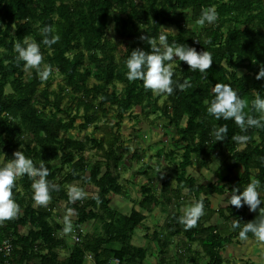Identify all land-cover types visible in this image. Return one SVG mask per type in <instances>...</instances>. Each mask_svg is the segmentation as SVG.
Instances as JSON below:
<instances>
[{
	"label": "trees",
	"instance_id": "obj_1",
	"mask_svg": "<svg viewBox=\"0 0 264 264\" xmlns=\"http://www.w3.org/2000/svg\"><path fill=\"white\" fill-rule=\"evenodd\" d=\"M209 6L219 13L215 25L201 31L186 27L187 19L196 22L202 8ZM47 24L54 25L60 36L51 46L43 43L41 33ZM110 26L112 31L107 35ZM167 26L177 29L176 35L167 34L169 44L184 43L213 55L206 78L186 62H178L171 95L145 88L142 80H129L125 63L136 48L151 51L150 40L159 43V35ZM26 37L40 43L45 66L51 65L61 77L56 90L50 91L51 81L41 80L37 69L26 79L28 68L17 60L15 51V44L23 43ZM261 67L264 0H0V156L7 162L21 150L37 165L42 159L53 185L50 202H64L65 209L74 212L72 227L77 232V240L71 245L56 236L62 228L57 226L56 230L50 224L52 209L33 207V181L25 174L13 188L20 205L18 215L0 222V249L5 242L11 245L9 256L0 252V264H108L111 260L118 264L144 263L148 253L131 244L132 236L145 221L144 213L150 215L160 197L141 187L140 212L131 209L129 215H121L110 207L111 197L123 192L117 177L120 153L125 150L120 145L119 131L133 108L146 115L159 112L167 119L168 127L175 131L173 144L182 150L177 181L186 185L194 201L203 200L205 207V214L194 227L180 223L176 211L160 231L144 238L157 244L160 255H164L172 239L182 236L188 243H199L207 258L205 264H229L222 258L224 247L245 240L239 236L240 229L231 228L232 222L246 223L264 215V205L254 212L247 205L236 208L228 204L232 190H243L253 178L260 180L259 191L264 199V128L250 127L243 133L234 120H217L207 107L214 98L215 83H228L248 101L245 111L254 114L251 102L256 91L264 96V78L256 79ZM240 70L246 75L239 77ZM90 79L95 84L90 86ZM185 79L191 87L181 90L178 85ZM116 85L122 86L120 93L108 90ZM159 96L165 98L162 106L157 104ZM67 97L74 103L72 112L63 105ZM106 105L116 114V123L97 126L108 115ZM77 121L82 124L76 125ZM225 125L228 130L224 140L216 141L213 130ZM91 127L101 135L99 140L66 137L72 130L85 132ZM237 134L250 137L242 151H238L241 144L234 140ZM88 148L95 150L101 161L87 171L82 155ZM216 150L227 153L222 161L225 175L221 177L217 172L219 183L197 185L187 177L186 169L193 158L201 167L218 160ZM237 169L242 171L239 176L233 175ZM75 182L92 185L98 192L89 199L73 201L65 186ZM225 194L226 208L212 210L209 199ZM214 215L228 223L230 230L205 227L203 221ZM90 222L101 225L100 234L83 233L82 226ZM20 227L28 229L25 236L19 235ZM254 237L249 232L247 239ZM60 252L67 255L61 258Z\"/></svg>",
	"mask_w": 264,
	"mask_h": 264
},
{
	"label": "rangeland",
	"instance_id": "obj_2",
	"mask_svg": "<svg viewBox=\"0 0 264 264\" xmlns=\"http://www.w3.org/2000/svg\"><path fill=\"white\" fill-rule=\"evenodd\" d=\"M185 25L187 28L196 31H201L208 27V25H199L196 22H192L190 19L185 21ZM111 31L112 26L108 28L107 35ZM162 31L172 36L177 33V29L174 26L164 27ZM119 44H122V42H119ZM178 62H180L178 59L171 62L174 68L177 67ZM44 66L45 62L43 61L41 68ZM33 69L35 68L26 70V79L31 77ZM237 74L241 77L246 75V72L240 70ZM48 79L52 83L50 91L56 90L57 85L62 82L61 77L57 75L56 71H52ZM93 84H95V81L90 79L89 85L91 86ZM43 87L44 85L40 89ZM108 90L110 92L115 91L116 93H120L122 86L116 85L114 89L109 87ZM6 91L8 92L9 89L6 88ZM164 101L165 98L159 96L157 99L158 106H162ZM63 105L71 108V112L74 109V103H71V98L67 97L63 101ZM104 109L108 111V115L105 119L98 122L97 126L115 124L116 114L112 110H109L107 105L104 106ZM46 114H48V111H46ZM58 118L61 119V116L58 115ZM78 124H82V121H77L76 125ZM119 134L120 145L125 148L120 153L121 162L117 172L118 182L122 186L123 192L121 196L113 195L111 197V209L116 210L121 215H129L131 209L140 212L138 205L142 199L140 193L141 187L149 188L153 195L160 197V202L157 206H154L152 213L150 215L144 213L147 216L146 221L142 227L134 231L132 236L131 244L146 249L148 253L143 264H205L207 258L204 256L199 243L191 244L186 242L184 237L177 236L172 239L174 242L172 241L173 244L165 250L164 255H160L157 244L145 240L143 236L147 231H160L166 222H168L170 215L176 211H179L180 217H182L184 208L194 202L193 197L187 192L186 185L178 183L177 181L179 173L178 166L182 160V150L173 144L172 140L175 136L174 129L168 127L167 119L161 116L159 112L146 115L139 108H133L125 115L120 126ZM86 136L96 140L101 138V135L93 127L85 132H80L77 129L72 130L66 137L82 140ZM244 148L245 144L240 145L238 151H242ZM216 155L218 160L213 163H208L205 167H201L199 162L193 158L191 167L186 169L187 177L194 179L197 185L219 183L217 172H219L221 177L225 175L222 161L227 156V153L216 150ZM82 156L86 161L87 171L94 163L101 161L96 151L90 148ZM12 158H14L13 154L10 159ZM7 162L4 161V156H0V166L5 165ZM241 174V169H237L233 173L235 176ZM73 186L82 188L86 192V199L94 197L98 192L92 185L75 182L65 186L69 199H71L70 189ZM227 197L228 194L211 197L209 199L211 209L217 211L226 208ZM33 207L35 209H52L53 218L49 221L50 224L56 230L57 226L62 228L56 232V236L65 240L68 245L73 244L77 240V232L73 227L70 232L64 231L66 219H70L72 225L76 220L74 212L65 209L64 202L57 200L54 202L49 201L47 206H39L35 202ZM203 223L205 227L217 226L222 232L230 230V225L223 222L217 215H214L209 221H203ZM81 230L83 233L100 234L102 227L98 223L90 222L83 225ZM27 231V228L20 227L18 229V233L21 236H25ZM189 244H191V247L188 248L187 246ZM66 255V252H60L61 258H64ZM222 258L229 264H264V241H260L254 237L253 239H245L238 243L234 242L231 245H226L222 252Z\"/></svg>",
	"mask_w": 264,
	"mask_h": 264
},
{
	"label": "clouds",
	"instance_id": "obj_3",
	"mask_svg": "<svg viewBox=\"0 0 264 264\" xmlns=\"http://www.w3.org/2000/svg\"><path fill=\"white\" fill-rule=\"evenodd\" d=\"M219 13L215 7H204L201 10L196 23L199 25H215L218 21ZM44 36L43 43L51 46L60 39L54 25L47 24L41 29ZM145 37H141L144 39ZM147 39H149L147 37ZM159 43L156 39H151V51L136 48L126 59L127 78L129 80H142L144 87L151 89L156 93H166L171 95L174 92L176 81L173 79L175 72L174 60L186 62L194 71H199L204 78L207 76L206 70L213 64V55L207 50L198 51L195 47L184 43L173 42L169 44L167 34L159 35ZM199 42V41H197ZM17 60L23 61L24 66L28 69L35 68L38 71L41 80H47L51 75V65L41 68L44 60L41 51V45L35 39L26 37L23 41L15 44ZM264 78V67H261L256 75V79ZM178 87L186 90L191 87L190 81L185 79ZM214 98L208 102L207 112L217 120L232 119L239 127L241 132L246 133L250 127L264 128V96L256 91L255 97L251 102V110L254 114L245 111L248 107V101L242 98L236 89L228 83H215L213 86ZM258 114V115H255ZM227 126H220L213 130L212 135L216 141H223L227 133ZM250 139L248 135L237 134L234 140L239 144H246ZM12 159L0 166V222L16 217L20 211V205L13 196V188L16 180L27 174L32 178L33 199L39 206H47L51 200L50 189L53 185L47 177L49 171L43 160L37 165L33 159L25 156L24 152L19 150L13 153ZM261 182L253 178L247 186L241 190L239 187L232 190L229 203L236 208L247 205L250 211H257L264 205V199L261 198ZM86 192L79 187L73 186L70 189V198L75 201L83 199ZM99 199V196L96 197ZM205 214L203 200H195L184 208V214L179 218V222L187 228L194 227L200 217ZM233 230L240 229L239 236L241 239H247L248 233L251 232L260 241H264V215L258 219H253L246 223L240 220H234L231 224ZM72 230L70 219L65 221V232Z\"/></svg>",
	"mask_w": 264,
	"mask_h": 264
},
{
	"label": "built area",
	"instance_id": "obj_4",
	"mask_svg": "<svg viewBox=\"0 0 264 264\" xmlns=\"http://www.w3.org/2000/svg\"><path fill=\"white\" fill-rule=\"evenodd\" d=\"M0 252L3 253L5 256H9L11 253V245L9 242H5L3 244V247L0 249ZM88 260H90V257H88ZM108 264H118L117 260H111Z\"/></svg>",
	"mask_w": 264,
	"mask_h": 264
},
{
	"label": "crops",
	"instance_id": "obj_5",
	"mask_svg": "<svg viewBox=\"0 0 264 264\" xmlns=\"http://www.w3.org/2000/svg\"><path fill=\"white\" fill-rule=\"evenodd\" d=\"M146 219H147V217H146ZM146 219H145V221H146ZM145 221H144V222H145ZM144 222H143V224H144ZM143 224H142V226H143ZM142 226H141V227H142ZM153 232H154V231H152V232H148V231H147L146 234H144L143 236H145V235H151ZM145 240H146V239H145ZM172 241L174 242V240H172ZM172 241H171V243L173 244ZM191 244H192V243H191ZM191 244H189L187 247H188V248L191 247Z\"/></svg>",
	"mask_w": 264,
	"mask_h": 264
}]
</instances>
